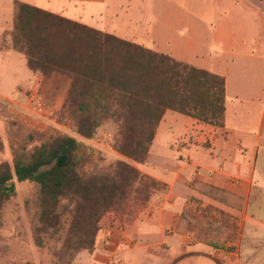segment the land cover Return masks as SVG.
I'll return each instance as SVG.
<instances>
[{"label":"crops","instance_id":"1","mask_svg":"<svg viewBox=\"0 0 264 264\" xmlns=\"http://www.w3.org/2000/svg\"><path fill=\"white\" fill-rule=\"evenodd\" d=\"M164 1L0 0V33L22 2L226 77L224 126L168 111L142 170L161 190L102 220L74 264H264V0ZM17 54L0 50L22 70L0 75L2 97L42 79Z\"/></svg>","mask_w":264,"mask_h":264},{"label":"trees","instance_id":"2","mask_svg":"<svg viewBox=\"0 0 264 264\" xmlns=\"http://www.w3.org/2000/svg\"><path fill=\"white\" fill-rule=\"evenodd\" d=\"M10 49L44 77L70 79L63 114L90 140L111 127L115 148L139 165L148 162L168 111L223 127L226 77L26 3L16 2ZM84 143L72 136L42 141L0 164V214L17 194L16 182L38 187L39 247L53 245L52 264H72L92 252L101 220L133 199L150 200L154 178L127 162L84 172ZM141 194V197L138 195Z\"/></svg>","mask_w":264,"mask_h":264},{"label":"rangeland","instance_id":"3","mask_svg":"<svg viewBox=\"0 0 264 264\" xmlns=\"http://www.w3.org/2000/svg\"><path fill=\"white\" fill-rule=\"evenodd\" d=\"M176 1L168 0L164 3L167 6ZM7 33L6 31L0 33V50H12L9 48L10 41L6 38ZM17 55L25 59L21 53ZM10 71L20 75L22 73L12 60L0 65V75ZM33 74L42 78L40 81H35L33 87H22L13 97L0 95V164L12 166L16 153L31 150L42 141L58 136H72L84 143L86 174L97 169H108L118 162H127L141 171L156 170L155 166L159 160L154 151L151 153L150 162L145 165H139L122 155L114 146L111 127H104L95 138L90 140L77 135L74 121L63 114L64 103L71 86L70 79L60 74L51 77ZM34 96L41 99L43 110L37 109L32 104ZM161 186L159 183V186L151 188V197L157 190H161ZM16 189L15 198L4 205L0 214V264H33L35 262L52 264L55 260L52 255L54 244L51 242L48 246L39 247L34 239L37 228L38 187L29 182H16ZM141 196V194L138 195V197ZM148 202L140 204L137 199H133L125 210L111 212L102 220L108 216H114L122 218L123 221H129L143 212Z\"/></svg>","mask_w":264,"mask_h":264},{"label":"built area","instance_id":"4","mask_svg":"<svg viewBox=\"0 0 264 264\" xmlns=\"http://www.w3.org/2000/svg\"><path fill=\"white\" fill-rule=\"evenodd\" d=\"M32 104H33L34 106H36L37 109H39V110H43V104H42V101H41V99H40L39 97L34 96V97L32 98Z\"/></svg>","mask_w":264,"mask_h":264}]
</instances>
